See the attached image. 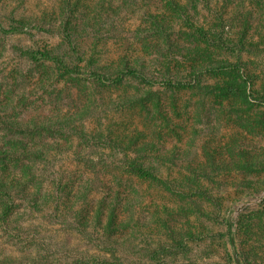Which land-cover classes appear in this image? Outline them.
<instances>
[{"label":"rangeland","instance_id":"obj_1","mask_svg":"<svg viewBox=\"0 0 264 264\" xmlns=\"http://www.w3.org/2000/svg\"><path fill=\"white\" fill-rule=\"evenodd\" d=\"M171 1L188 4L206 30L234 17L239 27L225 36L236 44L242 25L246 49L209 47L192 28L179 31L181 12L166 0H0L5 26L15 18L52 30L0 32V139L32 144L36 158L16 154L10 172L22 193L8 216L0 196V264L146 262L174 243L189 249L166 264H264V0ZM63 2L77 11L76 50L62 37ZM162 15L175 31L164 30ZM14 46L52 52L84 75L22 59ZM233 64L243 71L183 89L88 77L128 66L189 81L199 68Z\"/></svg>","mask_w":264,"mask_h":264},{"label":"trees","instance_id":"obj_2","mask_svg":"<svg viewBox=\"0 0 264 264\" xmlns=\"http://www.w3.org/2000/svg\"><path fill=\"white\" fill-rule=\"evenodd\" d=\"M196 2V1H195ZM192 3V2H191ZM188 4H184V6L176 5V2L171 0H166V9H178L179 12V31L184 29L185 27L192 28L195 32V36L199 38L200 41L206 43L209 47H216L224 50L242 52L246 49L247 44L249 43L248 39V32L245 29H242L243 26L241 25V29L239 30V39L237 43H233L230 39L225 36L226 32H229L233 28L239 27V22L234 17L231 18L229 16H219V23H213L210 28L206 30L204 26L198 24V20L196 19V14L192 15L190 9L188 8ZM61 9V16H62V37L64 41L69 45L71 48L76 50L75 48V31L80 24L76 22V9L74 6L70 5L69 2L60 5ZM194 10H198L197 5H194ZM197 21V22H195ZM173 22L166 18V16L162 15V25L164 26L165 31H175L173 28ZM222 29V32H216V29ZM228 30V31H227ZM0 32L6 35H32L34 32L37 33H52V30L45 28L41 24L29 22L23 19H11V22L8 26H5L1 19H0ZM225 32V33H224ZM13 51L17 54L20 58L26 59L32 63H42V62H49L54 64L57 68L67 74L72 75H84L83 72L78 67H72L68 65L65 60L52 52L43 51L38 49L32 48H22L19 46H14ZM226 69L243 71L244 66L241 64H233L228 66H210L206 67L205 69L199 68L196 70L195 73L191 76V80L189 81H182V80H156L151 76L147 75L142 70L137 68L125 66L118 71L113 76H107L100 72H90L88 77L91 79L96 80L99 83H112L118 84L123 82L126 77H133L140 82L150 85V86H163L165 88L171 89H183V88H192L196 87L198 83L201 81L203 76L212 75L216 73H220ZM238 87V88H236ZM238 90L239 86H232L229 89ZM261 95V101L264 102V93ZM254 97V96H253ZM2 118H0V122ZM13 125V124H11ZM12 130L20 131L18 126L10 127ZM31 148V149H28ZM20 152L25 156L30 158H26L29 162H31L35 158V148L32 144L29 147V144L26 142H17L10 139H0V196L4 199L7 206L4 209V215L8 216L12 213L13 209L16 206V201L18 200V196L22 193L19 189L20 186L17 184L15 179L12 178V173L10 172L12 167L18 161L17 153ZM20 158V157H19ZM36 159V158H35ZM123 165L127 167L128 171L133 174H136L142 178L148 179H156L155 173L134 161L130 160H123ZM229 232L232 230V225L229 224ZM188 247L183 245V243H174L165 247H160L156 249H152L149 253L143 256L146 259V262H142L137 260L136 264H147L148 262L151 264H166V259L169 257L177 256L181 253L187 252ZM73 264H133L130 261L128 255L125 256H113V261H109L106 259H101L98 256H89L86 258H80L74 260ZM134 263V264H135ZM148 263V264H149Z\"/></svg>","mask_w":264,"mask_h":264}]
</instances>
